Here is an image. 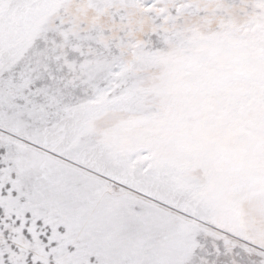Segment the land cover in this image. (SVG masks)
I'll return each instance as SVG.
<instances>
[{"label":"snow or ice","instance_id":"1","mask_svg":"<svg viewBox=\"0 0 264 264\" xmlns=\"http://www.w3.org/2000/svg\"><path fill=\"white\" fill-rule=\"evenodd\" d=\"M0 264H264V0H0Z\"/></svg>","mask_w":264,"mask_h":264}]
</instances>
